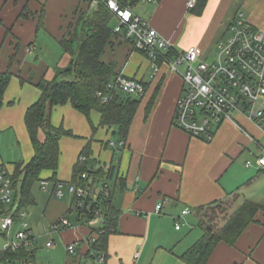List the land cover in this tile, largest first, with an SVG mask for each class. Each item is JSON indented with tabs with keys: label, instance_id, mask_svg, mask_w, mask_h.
I'll use <instances>...</instances> for the list:
<instances>
[{
	"label": "crops",
	"instance_id": "1",
	"mask_svg": "<svg viewBox=\"0 0 264 264\" xmlns=\"http://www.w3.org/2000/svg\"><path fill=\"white\" fill-rule=\"evenodd\" d=\"M29 1H34L36 6L29 9ZM66 1H73L70 12L72 16L80 0ZM187 1L140 0L132 10L167 39L172 47L170 50L175 52L196 45L203 54H208L217 47L218 40L226 34L239 11L248 23L264 32V0H207L199 14L187 8ZM39 5L42 6L39 0H11V4L9 0H0V70L8 68L14 45L19 43V50L10 66L14 75L4 91L0 109L2 133L15 125L10 118V110H18L17 118L19 120L23 117L24 124L26 109L40 96L35 84L42 76L50 79L54 74L53 70L48 75L44 72L31 77V72L25 71V65L20 63L21 45H25L26 52L31 54L37 45L39 28L58 41L71 19L70 16L64 23L59 21L54 26L45 24L37 28V23L34 25L28 18L34 16L32 11L36 12ZM25 12H29L28 16L20 17ZM42 14L43 7L39 15L42 17ZM127 52L128 60L137 55L135 67L128 69L130 62L127 63L126 60L116 70L127 77L141 80L146 85V91L140 96L139 105L124 139V147L109 145V141L116 142L120 136L116 126L100 125L98 111H91L87 119L66 103L54 106L51 113L56 112L50 115L54 127L70 129L79 136L76 140L60 137L56 180L63 183L71 181L73 167L81 151L87 146L94 161L86 168L97 172V180L104 179L111 189L110 205L118 212L115 231L108 234L105 249L97 250V229L102 222L86 221L76 214V222L71 227L45 237L40 246L45 254L42 258L47 259L43 264H185L179 255L201 236L191 235L190 232L197 224L196 210L230 198L232 194L238 196L233 209L243 199H249L248 184L241 183V179L231 170V156L238 150L235 147L239 135L242 134L250 142L253 140L247 134L256 139L243 123L257 128L255 124L240 116V122L238 119L237 121L245 133L234 123L225 121L210 142L190 136L173 123L182 79L172 71L168 63L171 57L164 52L167 59H157L158 69L154 71L152 61L145 54L133 50L130 43ZM67 57L68 63L69 56ZM67 63L59 67L66 66ZM28 77L33 78L35 83L29 84ZM58 109L63 113L61 123H58L56 117ZM67 115H71V119L68 120ZM38 139L41 142L45 139V133L41 129L38 131ZM65 144L70 146V154L66 158L61 156V148ZM33 153L32 148L31 155L27 161H23L24 164ZM89 154L86 155V160ZM14 165L9 167L0 163V166H5L10 172H13ZM100 171L105 174L104 178L97 175ZM52 175L51 170H44L40 178L52 183ZM159 203L162 207L160 212H156L155 208ZM184 207H189L192 213L181 215ZM62 216L66 217V214L55 215L51 219L45 217V224ZM177 221L181 224L179 229L175 228ZM183 225L189 229L185 230V234L181 231ZM49 238L55 241L53 248L43 246ZM74 242H77L76 250L70 254L66 246ZM60 246L64 247L66 257L63 261H56L58 250L55 248ZM37 251L34 253V264H39ZM101 256L103 261L99 260ZM205 264H264V206L233 245L217 243Z\"/></svg>",
	"mask_w": 264,
	"mask_h": 264
},
{
	"label": "built area",
	"instance_id": "2",
	"mask_svg": "<svg viewBox=\"0 0 264 264\" xmlns=\"http://www.w3.org/2000/svg\"><path fill=\"white\" fill-rule=\"evenodd\" d=\"M154 1V0H145ZM197 0H188L187 8L192 9ZM103 2L114 14L115 24L112 31L122 39L129 42L135 51L143 52L151 61L153 70L156 71L157 59H167L164 52L172 47L148 21L138 16L129 5H122L121 0H89V6L96 7ZM219 55L217 59L207 62L202 50L191 45L183 51L176 52L175 56L168 59L173 72L178 73L182 79V87L175 108L173 123L190 136L210 142L225 121L234 123L242 132L243 128L237 121V116H243L251 121L264 137V32L248 23L242 12L235 14L226 34L217 42ZM183 66V70L178 69ZM146 91L145 84L138 79L125 76L119 72L106 84L105 90H99L96 96L102 102L112 98L113 93L140 97ZM247 134V133H246ZM257 145V152L252 153L255 165L259 170H264V146L247 134ZM112 147H124L125 140L109 141ZM80 162L86 160L85 155H80ZM253 165L251 160L245 161V166ZM82 183L68 182L67 191L72 196L70 210L77 216L87 219V214L92 215V220L105 221L107 206L110 203L111 189L107 182L97 180L94 174L82 172ZM48 180H41L40 186L48 191ZM64 183L57 181L50 188V195L61 198ZM19 189L12 179V172L5 166H0V236L5 239L0 250L13 252L24 250L35 253L39 248V238L45 235L59 233L64 228L72 226L67 217L48 224L47 230L36 233L26 220L27 212L20 206L18 198ZM18 206L15 209V206ZM162 204L156 205L155 211L160 212ZM192 213L189 207L181 210V215ZM21 225L11 233L15 225ZM101 224V226H102ZM177 221L175 228L179 229ZM101 231H97V235ZM45 248H53L55 241L49 238L44 242ZM77 242L66 246L68 253H75ZM103 257H99L103 261ZM0 264H34L32 262H1Z\"/></svg>",
	"mask_w": 264,
	"mask_h": 264
},
{
	"label": "trees",
	"instance_id": "3",
	"mask_svg": "<svg viewBox=\"0 0 264 264\" xmlns=\"http://www.w3.org/2000/svg\"><path fill=\"white\" fill-rule=\"evenodd\" d=\"M81 1H87L88 4L79 8L81 10L79 18L75 21L70 20L66 24L62 36L57 41L63 52L69 56V61L66 66L56 67L50 79L42 76L35 84L40 91V96L26 109L24 115V124L34 153L25 164L23 162L15 163L12 172L15 186H18V182L20 183L18 188L19 204L23 207L34 203L31 187L35 181H41L40 174L42 171L51 170L53 172L52 184L58 181L55 178V172L58 167L59 139L64 135H71L72 132L61 126L54 127L52 125L50 115L54 106L69 103L87 119H89L91 111H98L100 125L116 126L120 139H125L140 102V97L121 92L113 93L112 98L107 102H102L96 96L97 91L105 90L106 84L119 73L114 64L106 63L102 56L107 47H113L121 37L112 31L114 25L112 21L115 16L103 2H100L95 7L93 14L90 15L88 14L89 0ZM139 1L121 0V4L133 7ZM206 2L207 0H197L192 10L195 13H201ZM28 14L29 12L22 13L20 17H27ZM41 24L42 18L40 17L37 28ZM18 50L19 43L16 42L14 52L9 58L8 68L0 70V109L3 105L4 91L10 78L14 75L10 66L14 62ZM166 55L172 57L176 55V52L169 50ZM28 80L31 78L28 77ZM40 129L45 133L43 142L38 139ZM82 154L85 156L89 154L87 146L81 151L80 155ZM78 161L73 167L72 179L69 182L80 184L82 183L80 177L82 172L85 171L94 175L97 172L87 169L84 162ZM97 175L102 178L105 176L101 171ZM230 197L236 201L238 196L232 194ZM224 201L226 199L201 206L196 210V214L204 208L210 207L212 214H214ZM104 204L107 208L105 221L97 229V231H101L95 244L97 250L105 249L107 236L115 231L118 218V212L112 208L110 203L104 201ZM262 208L263 206L255 201L243 199L219 227L208 226L202 218L197 216V226L202 234L195 243L179 255V258L185 264H205L217 243L225 242L233 245L246 227L255 220L256 213ZM86 216V221L92 219V215L87 214ZM7 261L33 263L34 253L24 250L16 252L0 250V263Z\"/></svg>",
	"mask_w": 264,
	"mask_h": 264
},
{
	"label": "rangeland",
	"instance_id": "4",
	"mask_svg": "<svg viewBox=\"0 0 264 264\" xmlns=\"http://www.w3.org/2000/svg\"><path fill=\"white\" fill-rule=\"evenodd\" d=\"M9 2L11 4V0H9ZM39 2L42 3V6L39 5V8L36 12L33 10L32 12L34 16L28 19L32 20L34 25L36 23L38 24V20L41 17V15H39L41 7H43L44 14H42L41 17L42 24L40 26H45V24L48 26H54L59 21H63L64 23L71 16V8L72 5H74L73 1H70L69 3V1L66 0H39ZM85 4H88L87 1L83 2L80 0L79 7H76L73 10L70 20L75 21L79 18V14L81 12L79 8L85 6ZM27 5L29 9H32V6H36L34 1H29ZM94 9V6L89 7L88 14L92 15ZM112 24H115V19L112 21ZM39 29L40 30L36 40L37 45L35 46V50L31 54H29L26 52V46L21 45L22 51L19 53L20 63L22 65H25V71L29 70L31 72V77L33 76V78L38 76L39 74H43L44 72H46V75H48L51 71L55 70L56 67L65 65L68 58L57 41L53 39V36L46 33L43 29ZM121 39L116 41L113 47H107L102 56V59L106 63L114 64L117 69L120 68L126 60H128L127 51L129 42ZM218 55L219 48L216 47L205 55L206 61L211 62L217 59ZM136 58H138L137 55L129 58L127 62H130L128 69L135 67V61L137 60ZM178 69L182 71L183 66H179ZM33 78L31 80H28L29 84L35 83L33 82ZM17 103H19V100L18 102H16V105ZM16 105H13V107ZM61 110L63 109L61 108ZM61 110L58 109L59 112L56 114V117H58L59 121L58 123H61L63 118V113ZM10 112V118H12V120L15 122V125H13L12 128L9 129V131H4L3 133L0 131V163L9 167L18 162L27 161L32 152L31 141L24 127L23 117L19 118L18 120V110L14 109L10 110ZM55 112L52 111L51 115H54ZM66 117L68 120L71 119V115H67ZM237 119L240 122V115L237 116ZM243 126L250 134H252L256 139L259 140V143H262V145L264 146V137L257 130V128L244 125V123ZM70 131L72 132V130ZM62 138L76 140L79 138V136L72 132L71 135H64L62 136ZM236 144L237 145L235 149L238 148V150H236L235 154L231 156L233 159L231 162V170H233L235 176L241 179V183L248 184V198L264 206V170H259L257 168V166L255 165V159L251 153L257 152V145L255 142H250L245 139L242 134L241 136H238V141L236 142ZM69 147H67V144H65L61 148V156H63L64 158L68 157V155L70 154ZM244 147H246L248 150L244 149ZM246 160H251L253 162V165L248 168L245 167L244 163ZM93 161V157L89 154L85 163L86 167ZM253 177H256V179L253 180ZM64 183L65 184L62 189L64 196L61 198L53 197L50 195V192H48L52 187V183L49 182L48 191H43L41 189L40 180H37L33 183L31 187V195L34 199V203L24 206V209L27 212L26 220L31 224L36 233H44L47 230L48 226L47 224H45L46 218L51 219V217L55 215L66 214V217L68 218L70 223L75 224V216L77 213H75L73 210L68 211L71 202V194H69L67 191L68 183ZM19 186L20 183L18 182V188ZM18 198H20V195H18ZM234 202L235 200L233 199V197H230L229 199H226V201L221 203V206L215 210L214 214H212V210L210 209V207L204 208L200 213L197 214V216L202 218L208 226L219 227L225 222L229 213L232 212ZM180 222H183V220L180 219ZM18 229H22L21 225L19 224L14 226L11 233L13 234V232ZM185 230L189 229L186 225H183L181 231L184 232V234L187 232H185ZM190 232H192L191 235H201V230L197 226V224H195V227L190 230ZM46 236L48 235L43 234L39 238L40 246L42 245ZM4 242L5 239L0 236V248L3 246ZM55 249L58 250L56 261H63L66 257V251L64 247L60 246ZM42 250V248L38 249V254L36 255L37 262L39 264H43L47 261L46 257L42 258L45 255Z\"/></svg>",
	"mask_w": 264,
	"mask_h": 264
},
{
	"label": "water",
	"instance_id": "5",
	"mask_svg": "<svg viewBox=\"0 0 264 264\" xmlns=\"http://www.w3.org/2000/svg\"><path fill=\"white\" fill-rule=\"evenodd\" d=\"M17 207H18V206L16 205V206H15V209H16Z\"/></svg>",
	"mask_w": 264,
	"mask_h": 264
}]
</instances>
